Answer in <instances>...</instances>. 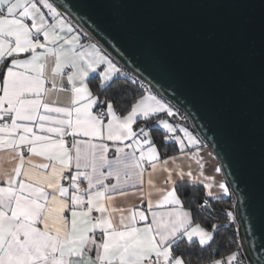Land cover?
<instances>
[{"label":"snow or ice","instance_id":"6c2138e0","mask_svg":"<svg viewBox=\"0 0 264 264\" xmlns=\"http://www.w3.org/2000/svg\"><path fill=\"white\" fill-rule=\"evenodd\" d=\"M93 25L65 0H0V264H264L175 90Z\"/></svg>","mask_w":264,"mask_h":264},{"label":"water","instance_id":"95a60500","mask_svg":"<svg viewBox=\"0 0 264 264\" xmlns=\"http://www.w3.org/2000/svg\"><path fill=\"white\" fill-rule=\"evenodd\" d=\"M65 3L133 69L175 90L173 102L240 190L241 237L255 243L250 256H264V0Z\"/></svg>","mask_w":264,"mask_h":264},{"label":"crops","instance_id":"0c3cea01","mask_svg":"<svg viewBox=\"0 0 264 264\" xmlns=\"http://www.w3.org/2000/svg\"><path fill=\"white\" fill-rule=\"evenodd\" d=\"M211 152L212 155L211 156H207L206 154L202 155L204 156V158L202 159L201 163L204 165L203 167V171L205 173L206 176H215V179L217 181L222 180L223 174L221 173H215L214 168L215 167H220L219 161L217 159V157L215 156V154L213 153V151L208 147V149L205 150L206 152ZM177 163L181 164L185 171L187 170H191L194 174H198L200 169V165L196 163L195 160L189 159L188 157H183L180 160L177 161ZM215 190V189H214ZM126 203L128 205H132L135 203H138V201H136L134 198H129Z\"/></svg>","mask_w":264,"mask_h":264},{"label":"trees","instance_id":"16d2710c","mask_svg":"<svg viewBox=\"0 0 264 264\" xmlns=\"http://www.w3.org/2000/svg\"><path fill=\"white\" fill-rule=\"evenodd\" d=\"M185 195L192 197L194 200L200 199L203 196V189L196 191L195 189L189 187L186 189ZM224 207H226V205H224Z\"/></svg>","mask_w":264,"mask_h":264}]
</instances>
